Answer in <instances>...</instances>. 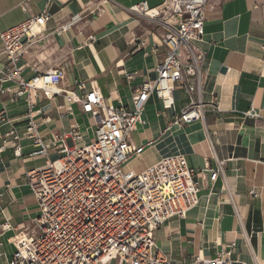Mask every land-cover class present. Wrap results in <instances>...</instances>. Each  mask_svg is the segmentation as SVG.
<instances>
[{"label":"crops","instance_id":"0c3cea01","mask_svg":"<svg viewBox=\"0 0 264 264\" xmlns=\"http://www.w3.org/2000/svg\"><path fill=\"white\" fill-rule=\"evenodd\" d=\"M165 0H0V33L33 16L47 13L45 31L24 53L22 76L29 80L35 71L61 69L63 90L78 82H94L108 103L131 106L133 92L157 78L163 61L164 30L150 18L130 10L146 3L157 9ZM64 28L65 31H56ZM206 55L203 65V101L218 99L219 111L208 106L205 120L171 127L175 114L187 106L183 90L174 93L175 107L165 111L157 97L146 105L143 120L130 136L134 148L144 147L126 171L141 174L166 157L184 156L191 168L206 172L199 178L200 202L183 219H171L155 232L159 249L175 264L195 257L214 258L222 247L234 242L233 259L241 264H264V0H211L205 34L198 44ZM0 41V54L2 53ZM0 56V63H4ZM223 68L226 72L223 73ZM124 73H136L128 84ZM82 95V94H80ZM254 108L258 119L244 118ZM10 122L0 126V224L8 220L14 228L31 226L39 217L38 206L26 183V174L46 165L45 157H30L32 143L23 140L22 157L15 156L5 136L23 132L28 123L24 100L3 95ZM34 112L40 135L50 142L70 134L75 127L85 143L95 136L99 118L83 112L81 104L65 97L50 101L35 99ZM68 144L74 145L69 139ZM59 154L50 151L55 161ZM223 163L224 176L215 184L208 170ZM227 189L234 195L237 211L224 199ZM255 191L253 197L250 192ZM240 220H239V218ZM16 232L0 230V264H8L16 252L11 239Z\"/></svg>","mask_w":264,"mask_h":264},{"label":"built area","instance_id":"2783aa9c","mask_svg":"<svg viewBox=\"0 0 264 264\" xmlns=\"http://www.w3.org/2000/svg\"><path fill=\"white\" fill-rule=\"evenodd\" d=\"M210 1L165 0L157 9L142 3L130 10L164 30L161 42L165 48L164 59L156 68L157 78L133 92L130 107L108 103L94 82H78L69 91L61 89L65 79L61 69L35 71L31 79L23 78L24 53L45 31L47 13L0 33V56L5 60L0 63V101L3 95L11 94L14 100H24L28 108L26 129H13L4 144L11 142L20 158L22 142L28 140L34 148L30 157L47 158L45 166L26 174L39 217L21 229L8 220L0 224L3 233L16 232L11 239L16 252L8 264H175L157 246L155 232L171 219L185 218L198 206L199 178L206 172L191 168L184 156L166 157L141 174L124 167L144 152V147L131 146L129 139L145 124L143 114L152 96L169 111L175 107L177 88L186 95L187 106L174 115L169 128L204 121L208 106L219 111L218 99L209 104L202 99L206 55L198 44L205 34ZM136 75L124 73V78L131 84ZM40 95L50 101L63 96L70 103L81 104L84 113L97 116L95 139L85 143L75 127L70 134L47 142L40 135L33 110ZM243 117L258 119L260 115L251 108ZM9 122L7 111L2 109L0 126ZM69 139L74 145L68 144ZM51 150L59 154L55 161L49 159ZM208 172L215 184L224 176L223 163L218 162V168ZM250 194L257 196L254 190ZM223 197L237 211L228 189ZM235 252L236 245L231 242L214 258L197 256L187 264H241L233 259Z\"/></svg>","mask_w":264,"mask_h":264},{"label":"rangeland","instance_id":"374dc122","mask_svg":"<svg viewBox=\"0 0 264 264\" xmlns=\"http://www.w3.org/2000/svg\"><path fill=\"white\" fill-rule=\"evenodd\" d=\"M91 139L92 140L95 139V136L93 135V133L91 134Z\"/></svg>","mask_w":264,"mask_h":264},{"label":"water","instance_id":"95a60500","mask_svg":"<svg viewBox=\"0 0 264 264\" xmlns=\"http://www.w3.org/2000/svg\"><path fill=\"white\" fill-rule=\"evenodd\" d=\"M226 71H227L226 68H223L222 72L225 73Z\"/></svg>","mask_w":264,"mask_h":264}]
</instances>
